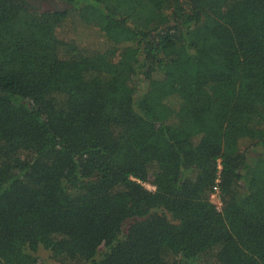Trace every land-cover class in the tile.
<instances>
[{"label": "trees", "instance_id": "trees-1", "mask_svg": "<svg viewBox=\"0 0 264 264\" xmlns=\"http://www.w3.org/2000/svg\"><path fill=\"white\" fill-rule=\"evenodd\" d=\"M57 1L0 0V264H264V0Z\"/></svg>", "mask_w": 264, "mask_h": 264}, {"label": "rangeland", "instance_id": "rangeland-1", "mask_svg": "<svg viewBox=\"0 0 264 264\" xmlns=\"http://www.w3.org/2000/svg\"><path fill=\"white\" fill-rule=\"evenodd\" d=\"M60 6L61 4L60 5L57 4V7H60ZM69 27L70 28L58 29V34L65 39L72 38L74 41H78V43L81 46H88V45L91 46L92 43L97 45L99 37L95 32L89 33L85 31L89 34V38H88L87 35L82 30H80V28H75L73 26H69ZM179 66H181L185 70L186 73H192L193 70L195 69V64L192 59L182 60L181 62H179ZM153 83L161 85L160 77L152 81V84ZM173 92H174V85L169 84V83H166L161 87L156 86L154 87L153 90H151L150 87L146 89V94L152 97H155L161 100L164 99L165 101L166 100L177 101L175 97H168V96H173ZM143 184L147 189H150V190L154 189V186L149 181H146ZM210 199L218 208L220 207V200L218 198L217 193H212L210 195ZM37 255L38 257H40V259L44 260L47 264H56V262L52 258H50L49 252L46 250L40 249ZM212 264H214V262ZM215 264H217V262Z\"/></svg>", "mask_w": 264, "mask_h": 264}, {"label": "flooded vegetation", "instance_id": "flooded-vegetation-1", "mask_svg": "<svg viewBox=\"0 0 264 264\" xmlns=\"http://www.w3.org/2000/svg\"><path fill=\"white\" fill-rule=\"evenodd\" d=\"M27 2H30L31 4H35L37 6H40V10H50V9H57V4L60 5L61 3L59 1L55 0H26Z\"/></svg>", "mask_w": 264, "mask_h": 264}, {"label": "built area", "instance_id": "built-area-1", "mask_svg": "<svg viewBox=\"0 0 264 264\" xmlns=\"http://www.w3.org/2000/svg\"><path fill=\"white\" fill-rule=\"evenodd\" d=\"M218 168H220V166L218 165ZM217 189V188H216Z\"/></svg>", "mask_w": 264, "mask_h": 264}]
</instances>
